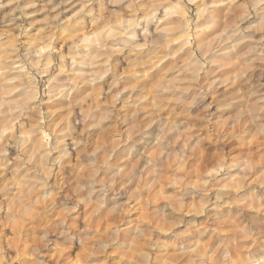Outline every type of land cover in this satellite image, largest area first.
Segmentation results:
<instances>
[{
    "label": "rangeland",
    "instance_id": "rangeland-1",
    "mask_svg": "<svg viewBox=\"0 0 264 264\" xmlns=\"http://www.w3.org/2000/svg\"><path fill=\"white\" fill-rule=\"evenodd\" d=\"M3 3L0 134L13 109L28 110L36 156L15 179L23 191L35 165L56 186L40 187L28 214L57 205L107 245L70 259L133 264L148 250L158 264H264V0H124L98 25L99 0ZM66 127L70 155L45 169L58 153L43 147ZM16 224L23 264L32 241Z\"/></svg>",
    "mask_w": 264,
    "mask_h": 264
},
{
    "label": "clouds",
    "instance_id": "clouds-1",
    "mask_svg": "<svg viewBox=\"0 0 264 264\" xmlns=\"http://www.w3.org/2000/svg\"><path fill=\"white\" fill-rule=\"evenodd\" d=\"M12 0H9L11 3ZM124 0H99L100 14L99 17H93V23L98 25L100 23H107V18L103 15L107 4H122ZM87 5H85L86 7ZM7 7L3 0H0V9ZM83 8L81 12H83ZM90 14V13H89ZM79 15V14H78ZM80 21L77 20V23ZM119 34L126 35L127 29H124ZM35 67V65H34ZM206 93L202 94V97ZM55 99V96H53ZM8 101H5L7 104ZM3 105H0L2 108ZM6 115L4 112H0V116ZM28 120L32 122L31 114L28 110L20 111L13 109L10 114V119L5 126V132L0 134V177H3L5 173L11 172L12 179L6 182H0V264H19L14 258L16 254V248L14 240L16 238V231L18 226L16 224L17 219L23 221L25 228V243L32 241L27 252L31 253V257L23 262V264H55V261L49 255L53 250L59 256L61 251L66 252L64 259L60 261V264H78L76 259H70L73 252L76 249H83L86 242L93 245L106 247L99 241L92 239L93 233L88 230H81L75 221H69L65 215H56V207L54 205L50 207L47 218L41 220L38 217H30L28 211L33 207L34 201L32 197L39 191L40 187H49L55 189V185L48 184L49 173L38 172L35 165L32 166L33 177L32 181L25 183L24 190L19 187V182L15 179L21 170L28 167L36 154L32 152L30 144L32 141L29 139V132L24 128V125L20 123L22 120ZM19 124V130L14 132L12 125ZM75 130L66 127L61 132L54 133L57 137V142L49 147L45 143L43 147V153L45 156H49L52 152H57L58 156L54 159L48 160L44 163V168H55L63 166V163L68 159L70 153L67 152L66 146L63 143L62 137L67 132H74ZM9 145L16 147L19 150V155L10 159L8 156ZM43 176V179L37 180V176ZM149 233L160 230L158 227L151 225L147 226ZM12 228L13 233L10 237L6 229ZM35 234V239L33 235ZM137 234L141 237H148L149 249L154 247L157 242L151 241L148 233L144 231H138ZM87 238V239H86ZM110 243L112 241H109ZM70 246L71 251L65 248ZM99 250L98 248L96 249ZM94 252H90L88 256L89 264L92 262ZM133 264H158L157 261H153L148 255V250H142L137 260Z\"/></svg>",
    "mask_w": 264,
    "mask_h": 264
},
{
    "label": "bare ground",
    "instance_id": "bare-ground-1",
    "mask_svg": "<svg viewBox=\"0 0 264 264\" xmlns=\"http://www.w3.org/2000/svg\"><path fill=\"white\" fill-rule=\"evenodd\" d=\"M42 49H45V48H42ZM76 85V84H75ZM75 85H74V87H75ZM75 90V89H74ZM68 97V96H67ZM263 254V253H262Z\"/></svg>",
    "mask_w": 264,
    "mask_h": 264
}]
</instances>
